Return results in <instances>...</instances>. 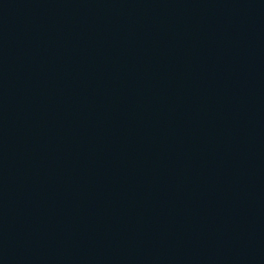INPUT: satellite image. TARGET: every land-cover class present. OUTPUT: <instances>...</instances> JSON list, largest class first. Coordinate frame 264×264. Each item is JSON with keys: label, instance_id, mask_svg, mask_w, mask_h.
<instances>
[{"label": "water", "instance_id": "95a60500", "mask_svg": "<svg viewBox=\"0 0 264 264\" xmlns=\"http://www.w3.org/2000/svg\"><path fill=\"white\" fill-rule=\"evenodd\" d=\"M0 264H264V0H0Z\"/></svg>", "mask_w": 264, "mask_h": 264}]
</instances>
